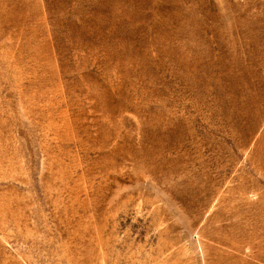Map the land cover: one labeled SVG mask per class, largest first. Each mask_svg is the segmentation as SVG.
Returning a JSON list of instances; mask_svg holds the SVG:
<instances>
[{"label":"rangeland","instance_id":"rangeland-1","mask_svg":"<svg viewBox=\"0 0 264 264\" xmlns=\"http://www.w3.org/2000/svg\"><path fill=\"white\" fill-rule=\"evenodd\" d=\"M0 264H264V0H0Z\"/></svg>","mask_w":264,"mask_h":264}]
</instances>
